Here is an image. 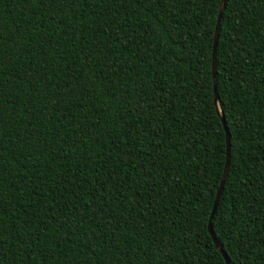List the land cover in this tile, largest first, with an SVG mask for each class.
Wrapping results in <instances>:
<instances>
[{
	"label": "trees",
	"instance_id": "16d2710c",
	"mask_svg": "<svg viewBox=\"0 0 264 264\" xmlns=\"http://www.w3.org/2000/svg\"><path fill=\"white\" fill-rule=\"evenodd\" d=\"M0 0V264H264V0ZM213 88L216 106L213 102Z\"/></svg>",
	"mask_w": 264,
	"mask_h": 264
},
{
	"label": "water",
	"instance_id": "95a60500",
	"mask_svg": "<svg viewBox=\"0 0 264 264\" xmlns=\"http://www.w3.org/2000/svg\"><path fill=\"white\" fill-rule=\"evenodd\" d=\"M223 5H224V0H220L218 11H217V15H216V20H215L214 30H213V45H212V53H211V55H212L211 72H212L213 82H214V46H215V41H216V37H217L219 17H220ZM213 102H214V104L216 106L217 113L219 114V111H218V108H217V103H216V94H215L214 88H213ZM220 122H221V125H222V128H223V131H224L225 159H224V165H223L221 177H220L218 186L216 188V191H215V194H214V197H213V201H212V205H211V211H210L209 219H208V222H207V231H208V233H209V235H210V237L212 239V243H213L214 247L222 255V257H223V259L225 261V264H229L228 260H227V257L225 255V253L223 252V250L220 248L217 240L215 239L214 234H213L212 229H211V226H210V217L213 214V212L215 210V207H216V204L218 202V198H219L220 192L222 190L224 179H225V175H226L227 168H228L229 134L227 132L226 125H225L224 120H223L222 117H220Z\"/></svg>",
	"mask_w": 264,
	"mask_h": 264
}]
</instances>
